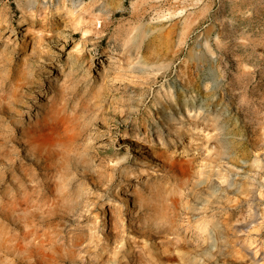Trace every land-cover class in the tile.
I'll list each match as a JSON object with an SVG mask.
<instances>
[{"label":"rangeland","instance_id":"1","mask_svg":"<svg viewBox=\"0 0 264 264\" xmlns=\"http://www.w3.org/2000/svg\"><path fill=\"white\" fill-rule=\"evenodd\" d=\"M0 264H264V0H0Z\"/></svg>","mask_w":264,"mask_h":264},{"label":"bare ground","instance_id":"2","mask_svg":"<svg viewBox=\"0 0 264 264\" xmlns=\"http://www.w3.org/2000/svg\"><path fill=\"white\" fill-rule=\"evenodd\" d=\"M73 13H74V11H73ZM74 20L76 21V24L82 23V18L79 17V16H76ZM78 28H82V31H83V33H84L85 35H86V33L89 31L88 28L78 27V26L76 25L75 29H78ZM75 31H76V30H75ZM75 31L72 32L73 35H76V32H75ZM83 33H82V35H83ZM110 58H113V57H112V56H109V59H110ZM49 123H50V122H49ZM46 126H47V125H46ZM44 128H45V127H44ZM48 128L50 129V127H48ZM37 129H38V128H37ZM30 131H31V130H30ZM40 131H41V130H40ZM42 131H43V129H42ZM48 131H50V130H48ZM27 132H29V131L27 130ZM27 132H26V133H27ZM38 132H39V130H38ZM43 132H44V131H43ZM26 133H25V134H26ZM39 133H40V132H39ZM44 133H45V132H44ZM46 133H47V132H46ZM49 133H50V132H49ZM37 134H38V133H37ZM42 134H43V133H42ZM59 134H60V133H59ZM61 134L63 135V133H61ZM28 135H30V133H29ZM49 135H52V134H49ZM34 136H35V134H34ZM53 136H54V135H53ZM45 137H46V136H45ZM45 137H44V138H45ZM47 137H50V136H47ZM37 138H38V136H37ZM40 138H41V137H40ZM54 138H55V136H54ZM60 138H61V137H60ZM30 139H32V138H30ZM38 139H39V138H38ZM39 140H40V139H39ZM52 140H53V139H52ZM36 141H37V140H36ZM41 141L45 142L46 140L44 141V140L41 139ZM30 142H33V141L31 140ZM162 142H163V140H162ZM53 143H54V140H53ZM43 144H44V143H43ZM56 144H57V143H56ZM41 145H42V144H41ZM53 145H54V144H53ZM47 146H48V145H47ZM51 146H52V145H51ZM37 147H38V146H37ZM49 147H50V146H49ZM40 149H41V148H40ZM41 151H42V149H41ZM52 152H53V151H52ZM42 153H43V152H42ZM37 154H38L37 157H39V156L42 157V156H41V153H40L39 151H37ZM49 154H50V153H49ZM49 154H48V155H49ZM52 155H53V153H52ZM54 155H55V154H54ZM54 155H53V156H54ZM44 157H45V156H44Z\"/></svg>","mask_w":264,"mask_h":264}]
</instances>
